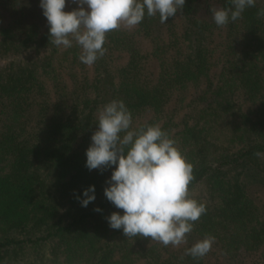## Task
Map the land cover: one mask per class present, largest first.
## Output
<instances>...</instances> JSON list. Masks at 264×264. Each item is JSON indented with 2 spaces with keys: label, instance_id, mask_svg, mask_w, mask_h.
Listing matches in <instances>:
<instances>
[{
  "label": "trees",
  "instance_id": "1",
  "mask_svg": "<svg viewBox=\"0 0 264 264\" xmlns=\"http://www.w3.org/2000/svg\"><path fill=\"white\" fill-rule=\"evenodd\" d=\"M211 7L230 4L186 0L166 23L112 30L87 66L77 46L49 42L39 0H0V264H264V196L251 188L264 191V0L223 27ZM112 100L193 165L189 195L205 212L180 246L109 227L123 214L104 195L112 169L89 171L85 153ZM90 185L96 199L82 207ZM204 237L211 251L186 255Z\"/></svg>",
  "mask_w": 264,
  "mask_h": 264
},
{
  "label": "clouds",
  "instance_id": "2",
  "mask_svg": "<svg viewBox=\"0 0 264 264\" xmlns=\"http://www.w3.org/2000/svg\"><path fill=\"white\" fill-rule=\"evenodd\" d=\"M39 0L49 27V42L57 48L80 49L79 60L87 66L104 56L106 34L121 26L129 29L144 18L159 16L160 23L181 12L186 0ZM230 7H211L214 23L223 27L256 6L257 0H228ZM264 17V8L258 9ZM97 130L86 150L89 171L112 169L104 195L116 209L106 217L109 227L124 236L150 238L164 246H180L205 212L203 204L189 195L193 165L176 142L158 124L133 129V117L122 100L99 109ZM257 157L261 153H256ZM96 199L95 185L85 188L77 200L87 207ZM95 211H102L99 207ZM214 238L204 237L186 249L200 259L212 249Z\"/></svg>",
  "mask_w": 264,
  "mask_h": 264
},
{
  "label": "rangeland",
  "instance_id": "3",
  "mask_svg": "<svg viewBox=\"0 0 264 264\" xmlns=\"http://www.w3.org/2000/svg\"><path fill=\"white\" fill-rule=\"evenodd\" d=\"M11 17H13V16H9V17H7V20L9 21V20H11ZM128 56H124L120 61H124V60H126V58H127ZM191 98V96H189V99ZM188 99V100H189ZM182 116H183V114L180 116V118H179V120L182 118ZM178 130H180V129H178ZM251 188H252V191H253V194H254V196H257V197H260V196H264V191H263V189L260 187V186H258V185H252L251 186ZM259 200V199H258ZM184 244V243H183ZM174 247V246H173ZM176 247V246H175ZM252 260V259H251ZM221 261V260H220ZM248 262V261H247Z\"/></svg>",
  "mask_w": 264,
  "mask_h": 264
}]
</instances>
